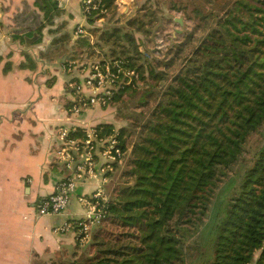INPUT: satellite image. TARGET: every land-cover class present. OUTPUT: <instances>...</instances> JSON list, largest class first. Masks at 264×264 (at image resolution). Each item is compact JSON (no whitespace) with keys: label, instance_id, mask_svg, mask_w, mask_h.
<instances>
[{"label":"trees","instance_id":"1","mask_svg":"<svg viewBox=\"0 0 264 264\" xmlns=\"http://www.w3.org/2000/svg\"><path fill=\"white\" fill-rule=\"evenodd\" d=\"M113 2L105 0L87 23L102 18ZM169 2L168 10L191 28L167 21L182 32L165 53L154 52L165 60L138 65L144 56L134 36L117 27L95 43L111 41L122 55L128 49L117 42L128 44L132 56L115 60L141 78L148 71L156 82L149 89L154 103H142L146 113L131 123L135 140L122 183L109 179L128 152L125 130L94 127L97 139L114 138L120 157L104 174L108 196L92 201L99 217L91 252L61 264H264V0ZM150 18L127 24L146 44H154L145 28ZM31 24L26 19L22 26ZM160 33L157 27L153 37ZM67 138L84 141L85 131L72 129Z\"/></svg>","mask_w":264,"mask_h":264},{"label":"crops","instance_id":"2","mask_svg":"<svg viewBox=\"0 0 264 264\" xmlns=\"http://www.w3.org/2000/svg\"><path fill=\"white\" fill-rule=\"evenodd\" d=\"M26 19L42 23L41 30L22 26ZM100 21L89 25L79 0H0V264H52L87 243L74 229H56L68 221L93 225L90 201L104 191L98 178L78 182L62 216L39 217L36 209L67 175L56 156L59 131L114 124L98 106L71 112L75 77L64 65L81 51L76 28ZM96 158V166L103 165Z\"/></svg>","mask_w":264,"mask_h":264},{"label":"rangeland","instance_id":"3","mask_svg":"<svg viewBox=\"0 0 264 264\" xmlns=\"http://www.w3.org/2000/svg\"><path fill=\"white\" fill-rule=\"evenodd\" d=\"M173 3L176 2L178 5L179 3H182V5H185L186 3H189V5H196L200 3V0H172ZM159 2V3H158ZM169 0H114L113 7L108 9L107 11L103 12V16L101 21L99 23H95L93 28H84L86 32V36L80 38V40L87 41L91 47H88L86 44L82 43L81 51H74V53L70 54L68 56V60L65 62L66 66V73L67 75L71 76L74 75V79L71 82L70 89L74 87V85L78 82L79 78L82 79V77L88 72L90 65L92 64H98V63H114L118 62V60H115L116 57H126V55L132 56L131 49L128 48V44L125 41L117 42L118 45H123L124 49H128L126 54L122 55V48H120L117 45H113L111 41L104 42L101 40L98 45H95L97 41H99V37L101 34L105 31L110 32L114 28H120L122 33H129L132 34L135 38L136 43L138 44L139 51H142L141 60L137 61L136 63L144 65H154L155 60L157 59H163L165 60V57L157 56L154 54V52L161 51L162 54L165 53L169 48L172 47V45L175 43L173 41V36L175 33L182 32V27H185V29L190 30L191 26H189V22L185 20L184 16L179 13L171 12L168 10V4ZM146 15V16H144ZM151 16V20H153L152 25L148 26L145 25V28L150 30V37L154 39V44H146L144 42L145 36L140 33L136 32L135 28H129L127 27V24H129L131 21L141 18L144 23L148 20V18ZM156 17V21H155ZM95 17H93L94 19ZM88 18H86L87 21ZM168 20L174 21V22H180L182 27H179L177 25H173L172 22H167ZM96 21V20H94ZM91 27V26H90ZM157 27H161V33L158 36V38L153 37L154 31L157 29ZM152 33V34H151ZM172 35V37H171ZM198 35V34H197ZM167 39V40H166ZM171 40L168 41V40ZM183 39H180L182 41ZM90 41L92 43H90ZM180 41H177L180 42ZM114 51V53H113ZM67 66H72L71 69H67ZM145 68V67H144ZM135 72V77L132 81L133 86L128 89L126 92H124L118 101H113L112 98L110 100V103L107 105L105 104V107L99 106L101 110H106L107 115L101 116L103 120L111 119L110 122L114 123V127L116 131H119V129L124 128L125 135L127 136V148L128 152L124 155V158L119 162L117 168L115 169L113 175L109 180H112L113 182H119L122 183L123 180L119 178L121 170H124L126 168L127 159H128V153L131 146V143L135 140V132L134 129L131 127V123L139 117L141 112L146 113L145 106L142 105L145 101L149 103V106L153 105L154 103V96H151L149 93V89L151 87L156 86V82L152 80L151 77H149V74L146 72H143V75L141 78L140 75ZM69 89V86H68ZM113 89V88H112ZM73 91V90H72ZM116 91L117 88H116ZM115 91V92H116ZM74 114H79L73 112ZM102 120V119H101ZM64 132V129H61L58 133V138L60 141V135ZM70 130L67 131V133ZM255 141V137L252 138L251 143ZM61 144V141H60ZM101 153L98 151L97 155H100ZM101 157V156H100ZM104 162V160L102 161ZM237 168H235L236 170ZM68 173L66 176H64L62 179L68 177ZM100 181L104 183L106 182V178L104 175H101V177H97ZM97 178H90L94 180H98ZM110 183V182H109ZM108 183V185H109ZM78 184V183H77ZM100 194V197L98 198H105L104 191L101 190V192H98ZM107 195V194H106ZM108 196V195H107ZM92 199H94L92 197ZM90 204H92L90 202ZM95 208V204H92ZM92 227V228H91ZM97 229V223L94 222L93 225H88V231L85 235L86 240L83 242H87L86 245H83L80 247L79 251L75 252L74 255H63L60 256L54 263L52 264H61L62 262H69L74 259H81L82 257H86L89 255L90 251V239L91 234Z\"/></svg>","mask_w":264,"mask_h":264},{"label":"built area","instance_id":"4","mask_svg":"<svg viewBox=\"0 0 264 264\" xmlns=\"http://www.w3.org/2000/svg\"><path fill=\"white\" fill-rule=\"evenodd\" d=\"M105 0H79L82 15L89 18L95 11H99ZM101 11V10H100ZM75 35L85 37L86 32L83 27L78 26ZM90 43H92L90 41ZM72 66H68V70ZM135 77L134 70L126 69L118 62L92 64L88 72L72 87L74 100L71 110L75 113L96 106L105 107L110 103L113 95L123 86L132 83ZM113 88V89H112ZM116 88L118 91H116ZM116 91V92H115ZM67 131H62L60 137L61 146L56 152L58 161L62 164L68 177L60 180L54 187V191L49 196L41 199L37 205V215L43 216H62L74 194L77 183L80 180L97 178L112 170L111 164L120 157L119 150L116 148L114 138L97 139L92 131L85 132L84 141H74L67 138ZM100 155H97V152ZM95 156H101L104 160L103 165L97 167ZM100 194H94L91 200L99 199ZM79 202L88 205L86 198L80 197ZM92 203V201H90ZM94 204V203H93ZM99 212L96 206L93 211L92 221L96 222ZM78 227L77 237L80 243H83L88 231V225L81 221L64 222L62 226L56 229L58 233H65Z\"/></svg>","mask_w":264,"mask_h":264}]
</instances>
